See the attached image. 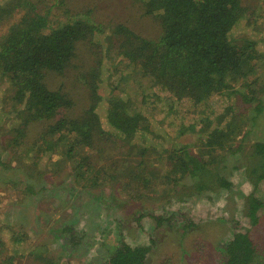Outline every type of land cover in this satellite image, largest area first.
I'll return each mask as SVG.
<instances>
[{"label":"trees","instance_id":"1","mask_svg":"<svg viewBox=\"0 0 264 264\" xmlns=\"http://www.w3.org/2000/svg\"><path fill=\"white\" fill-rule=\"evenodd\" d=\"M142 1V15L152 18L155 24L152 27L156 31L152 32L154 37L138 34L126 20L103 23L93 15L92 9L71 12L65 20L50 24L48 13L38 10L33 0H0V81L8 84L9 91L1 101L10 104L4 111L7 118L11 115L15 121L6 133V146L15 148L29 144V151L35 154L30 164L38 163L44 156L47 163L54 156L52 163H63L67 159L74 175L73 180L62 181L68 187L67 193L75 192L76 181L87 186L112 180L119 185L115 164L103 161L106 147L101 146L100 141L110 140L108 135L130 142L136 134H145L149 124L142 112L154 115L164 110L158 108V101H149V98L184 100L185 106H195L196 114L191 120L180 121L179 134L197 129L205 132V138L197 154L191 153L186 143L170 149L168 157L173 161L175 174L163 176L164 182L169 189L193 190L191 193L211 192L215 184L223 189L234 187L229 175L225 176L226 170L230 171L226 161L231 153L244 150L242 139L232 143L242 133L243 122L238 117L241 114L233 110L230 95L240 96L243 109L252 107L256 113L263 109L264 84L260 66L264 51L258 49L254 38L234 34L237 30L244 31V27H237V24L249 15V8L242 0ZM52 6L49 4L48 8ZM88 41L97 43L105 51L103 60L107 59L104 56L111 47L116 49L113 57L117 61L107 59L111 63L106 64L110 90L105 99L107 103L103 102L106 105L103 120L96 112L99 102L103 101L98 91L101 80L98 69L94 65L85 67L87 74H81V65L73 61L78 56L80 44ZM124 58L128 60L126 64ZM103 60H97L96 64ZM68 72L77 78L76 86H81L79 80H82L89 88L92 102L79 117L62 114L65 108L73 105V99L69 93L62 92L60 86L51 87L47 80L50 74L66 77ZM121 83L141 94V105L134 106L130 96H122ZM129 93L127 90L126 94ZM172 106L169 111H173ZM221 109L219 114L213 111ZM176 111L181 117L191 113L186 108ZM212 119L216 122L214 125ZM6 123L0 121V132L7 127ZM105 124L112 130H106ZM32 125L37 127V134L29 139ZM251 149L250 157H255V161L249 163L247 173L254 176L256 186L257 180L264 178V141L254 142ZM1 154L0 165L8 167V157L3 158ZM96 154L102 158L98 160L102 161L100 165L92 161ZM128 161V168L131 164L138 167L143 163L142 159L135 158ZM132 172L133 169L124 178L142 173ZM27 184L30 189V183ZM150 187L156 194L157 190ZM242 196L246 198V215L251 224L256 225L264 202L253 193ZM244 231H232L230 238L218 247L221 253L218 264H254L257 249L251 236ZM15 239L21 240L17 236ZM5 241L0 236V251ZM148 250L147 246H132L120 241L100 264H146ZM13 260L14 255L5 254L0 264H13Z\"/></svg>","mask_w":264,"mask_h":264},{"label":"rangeland","instance_id":"2","mask_svg":"<svg viewBox=\"0 0 264 264\" xmlns=\"http://www.w3.org/2000/svg\"><path fill=\"white\" fill-rule=\"evenodd\" d=\"M33 1L38 4V10L48 13L50 24L65 20L71 12L92 9L93 15L103 23L126 20L143 37H154L153 33L156 32L152 28L155 25L153 19L142 15V0ZM242 1L249 8V15L242 17L237 24V27L243 26L244 31L238 32L236 29L234 34L254 38L258 49L264 51V0ZM49 4L53 6L48 8ZM78 48V56L73 61L81 65L80 73L86 75L84 68L93 65L98 69L101 79L98 91L103 101L99 102L96 112L103 120L106 111L104 103H107L105 99L110 90L106 64L117 61L113 57L116 49L111 47L104 56L112 59L109 62L103 60L105 51L97 43L83 42ZM101 59L103 61L96 64ZM123 60L125 64L128 62L126 58ZM261 64V82L264 84V58ZM68 74L66 77L50 74L47 80L51 87L60 86L62 92L69 93L73 99V105L65 108L62 114L79 117L92 102L89 88L82 80H79L82 85L76 86L77 78L72 72ZM7 87V83L0 81V121L7 122V127L0 132V153L9 161L8 167L0 165V236L6 240L0 258L5 254L14 255L13 264H100L120 241H124L132 246L149 248L146 264H218L221 256L218 247L230 238L232 231L245 230L257 249L254 264H264V206L258 213V223L251 224L246 215V198L242 196L253 193L264 202V178L258 179L255 186L254 176L247 173V166L255 161V157H250L252 144L264 141V96L263 109L256 113L252 107L243 109L240 96L230 95L233 110L241 114L238 117L243 122L242 133L232 143L242 139L244 150L231 153L232 156L228 155L226 161L230 171L226 170L225 176L229 175L234 187L223 189L214 183V193H191L193 190L186 192L179 183L182 190L177 187L169 189L164 182L165 177L168 173L175 174L172 171L173 161L168 157L170 149L186 143L188 150L197 154L203 146L205 132L196 129L179 134L182 130L180 121L191 120L196 114L195 106H185L184 100L149 98V101H158L156 105L164 110L154 115H150L152 113L149 111L142 112L149 124V129L144 130L145 134H136L130 142L108 135L106 137L110 140L104 138L100 141L101 146L106 147L103 161L115 164L114 170L120 184L104 180L100 184L84 186L76 181L73 187L75 192L67 193L65 183L74 178L67 159L63 163H52L54 156L47 163L44 156L38 163L30 164L35 154L29 151V144L15 148L6 146V133L15 123L11 115L7 118L4 111L10 108V104L1 101L2 96L9 93ZM120 90L122 96L132 98L134 106L141 105V94L133 92L132 87L121 83ZM127 90L129 95L126 94ZM136 90L139 92L140 88ZM116 91L119 92V89ZM170 105H173V111H169ZM180 108L189 109L191 113L182 117L176 115V110ZM213 111L219 114L222 109ZM215 123L212 119V125ZM32 126L29 139L37 134V127ZM103 127L112 130L108 124ZM130 158L142 159L143 163L138 167L131 164L128 168ZM100 159L96 154L92 161L100 165ZM216 165L215 162L213 166ZM131 169L133 174L142 173L133 175V178H124ZM27 183H30V189ZM150 186L157 190L156 194H153ZM16 236L21 240H16Z\"/></svg>","mask_w":264,"mask_h":264}]
</instances>
